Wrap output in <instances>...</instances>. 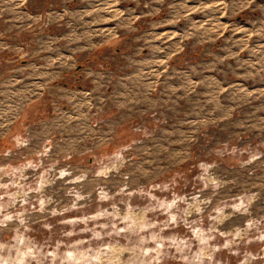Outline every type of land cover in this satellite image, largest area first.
I'll return each mask as SVG.
<instances>
[{
  "label": "rangeland",
  "instance_id": "1",
  "mask_svg": "<svg viewBox=\"0 0 264 264\" xmlns=\"http://www.w3.org/2000/svg\"><path fill=\"white\" fill-rule=\"evenodd\" d=\"M171 1L154 17L169 21L184 47L189 1ZM207 2L196 5L197 20L205 19L199 11L216 13L213 28L242 30L250 79L253 61H264V0ZM10 4L0 0V12ZM187 55L177 56L173 92L148 96L130 115L109 106L110 91L78 82L85 65L32 101L31 62L15 72L0 65V256L14 264H53L68 251L79 264H264V110L250 86L238 107L234 95L225 104L218 84L195 87ZM167 62L157 77L171 76Z\"/></svg>",
  "mask_w": 264,
  "mask_h": 264
},
{
  "label": "crops",
  "instance_id": "2",
  "mask_svg": "<svg viewBox=\"0 0 264 264\" xmlns=\"http://www.w3.org/2000/svg\"><path fill=\"white\" fill-rule=\"evenodd\" d=\"M188 1L193 24L189 42L180 47L178 30L166 28L169 21L154 17L163 0H11L0 12V51L10 54L0 59V65L11 64L15 72L25 61L31 62V101L56 80L77 78L68 72L85 65L78 82L87 79L94 92L110 91L109 106L130 115L145 110L148 96L156 102L162 100L163 91L173 92L179 72L176 59L180 51H186L191 84H218L225 104L234 95L237 107L250 86L253 106L263 111L264 61H253L252 77L244 78L242 30L213 28L216 13L212 17L199 11L198 17L205 18L200 22L196 5H206L208 0ZM171 3L178 5L179 0ZM197 23L208 27H197ZM166 59H172V74L161 79L157 74L165 68ZM152 83L161 86L154 88Z\"/></svg>",
  "mask_w": 264,
  "mask_h": 264
},
{
  "label": "clouds",
  "instance_id": "3",
  "mask_svg": "<svg viewBox=\"0 0 264 264\" xmlns=\"http://www.w3.org/2000/svg\"><path fill=\"white\" fill-rule=\"evenodd\" d=\"M68 173L66 172H62L61 175H66ZM78 180H83V179H86L85 176H80L77 178ZM41 204H43V201H41ZM175 204V201H173L172 205H168L169 208H171L173 205ZM6 220H11L12 217L11 216H7L5 217ZM173 219H175V217H173ZM21 223H23V221H21ZM153 240H155V237H152ZM203 243V241H201ZM17 243H22L21 240H17ZM140 243L141 244H144L145 241L143 238H141L140 240ZM6 248L5 245H0V251H3L4 249ZM158 249H152L150 251H157ZM21 256H30L32 255L31 253V250L27 251V252H23V253H19ZM55 259H60V264H70V262H73V261H76V256L75 254L72 252V251H68L66 253L63 254L62 258L57 256V257H54V260H53V264H55ZM0 264H14L11 256L9 255V257H4V256H0ZM15 264H23V260H19V261H16ZM76 264H79L78 261H76Z\"/></svg>",
  "mask_w": 264,
  "mask_h": 264
},
{
  "label": "flooded vegetation",
  "instance_id": "4",
  "mask_svg": "<svg viewBox=\"0 0 264 264\" xmlns=\"http://www.w3.org/2000/svg\"><path fill=\"white\" fill-rule=\"evenodd\" d=\"M69 7H72V5H69ZM80 68H82V66H77V70H80Z\"/></svg>",
  "mask_w": 264,
  "mask_h": 264
},
{
  "label": "trees",
  "instance_id": "5",
  "mask_svg": "<svg viewBox=\"0 0 264 264\" xmlns=\"http://www.w3.org/2000/svg\"><path fill=\"white\" fill-rule=\"evenodd\" d=\"M76 71H78V70L76 69Z\"/></svg>",
  "mask_w": 264,
  "mask_h": 264
}]
</instances>
